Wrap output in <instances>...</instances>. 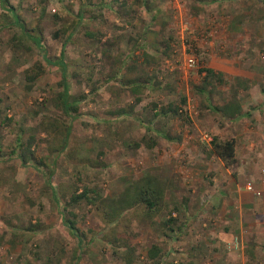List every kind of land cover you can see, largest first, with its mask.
Listing matches in <instances>:
<instances>
[{"label":"rangeland","instance_id":"374dc122","mask_svg":"<svg viewBox=\"0 0 264 264\" xmlns=\"http://www.w3.org/2000/svg\"><path fill=\"white\" fill-rule=\"evenodd\" d=\"M9 5L46 51L0 7V264H264V0ZM73 32L72 121L54 104L61 70L46 59ZM36 62L45 71L29 83ZM234 104L235 118L219 111L232 116ZM205 135L235 140L234 161ZM29 143L25 167L17 145ZM139 185L161 192L155 208L136 201ZM85 189L95 203L65 211Z\"/></svg>","mask_w":264,"mask_h":264},{"label":"trees","instance_id":"16d2710c","mask_svg":"<svg viewBox=\"0 0 264 264\" xmlns=\"http://www.w3.org/2000/svg\"><path fill=\"white\" fill-rule=\"evenodd\" d=\"M0 7L11 13L14 19V23L18 26L21 27L23 33L29 38V40H31L39 49H41L42 51H46L44 45L41 42V38L40 37H34L31 34H29L26 30V28L24 27L23 23L21 22V19L19 17V15L17 14V11L14 7L9 5V0H0ZM82 18V13L79 14V19L81 20ZM74 32L70 33L68 35V37L65 39V41L62 43V49H61V53L59 58L56 61H52L49 60L48 58L46 59L48 61V63L52 64V65H56L59 67V69L61 70V82H60V88L62 89L58 96L56 101L54 102L55 106L60 109L62 111V113L66 116L71 118V120H75L77 118L78 115V111H79V106L80 103L82 102L81 99L72 96L71 93V87L68 81V65L65 61V50L66 47L70 41V39L72 38ZM59 35L56 34V37H58ZM44 67L42 66L41 63L36 62L31 68H29L26 71V79L27 82L29 83H34L41 75L42 73H44ZM206 73H207V77L211 78L213 76L216 75L215 71L210 69V68H206ZM140 86H134L133 91L137 92L139 91ZM263 94H264V90H263ZM183 102H185V100H183ZM234 111V114H232V116L230 115V109L229 108H222L219 111L224 112V114L228 117H233L235 118V116H237L236 114H238L240 112V106L237 104H234L231 107ZM175 113L178 112L177 109H175L174 111ZM69 133H70V127L66 126L65 127V136H64V141L65 144L69 141ZM19 149V154H18V158L22 161V165L27 167L29 166L30 162H31V157H32V151H31V143L27 144H18L17 145V150ZM17 150H13V154L17 153ZM212 153H214L217 157H219L221 160L227 162V163H232L234 161V157H235V140H230V141H225V142H219L217 139L214 140L212 142ZM51 176V175H50ZM49 181H51L50 177L48 179ZM54 197L56 198V193H53ZM127 196L122 197L119 201L118 204L119 205H124L125 202H127ZM161 199V192L157 189H154L153 187H148L145 185L142 186H137L136 188V201L137 202H142V203H146L147 206L150 207V209L155 208L159 201ZM95 193L91 192L89 189H85L83 190V192L78 193L77 191L76 193H74L68 202H66V204L64 205V210L68 211V209L70 208H75L77 205L81 204L82 202H86L88 204H93L95 203ZM118 209V208H116ZM62 216L64 218V223L66 225V227L68 228V230L70 231V233L77 237V239L79 240L80 243L83 242L82 236L80 235V232L77 228V223L76 221V215L72 212L69 211V216L71 218H67L65 217V213L62 212ZM174 219H170L168 220V223H174ZM36 231L35 227H31L28 229V232H34Z\"/></svg>","mask_w":264,"mask_h":264},{"label":"built area","instance_id":"2783aa9c","mask_svg":"<svg viewBox=\"0 0 264 264\" xmlns=\"http://www.w3.org/2000/svg\"><path fill=\"white\" fill-rule=\"evenodd\" d=\"M197 65V60H196V58H194V57H188V58H186V67H188V68H194L195 66ZM203 141H205V142H212L213 140H212V138L211 137H209V135H205L204 137H203ZM247 189L249 190V191H253V192H255L256 193V195H260V192L258 191H255V190H253V188L251 187V186H248L247 187Z\"/></svg>","mask_w":264,"mask_h":264}]
</instances>
